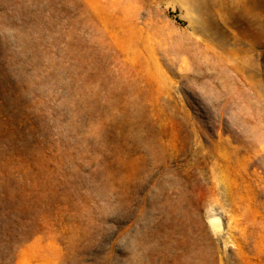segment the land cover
<instances>
[{
	"label": "rangeland",
	"instance_id": "1",
	"mask_svg": "<svg viewBox=\"0 0 264 264\" xmlns=\"http://www.w3.org/2000/svg\"><path fill=\"white\" fill-rule=\"evenodd\" d=\"M0 264H264V0H0Z\"/></svg>",
	"mask_w": 264,
	"mask_h": 264
},
{
	"label": "bare ground",
	"instance_id": "2",
	"mask_svg": "<svg viewBox=\"0 0 264 264\" xmlns=\"http://www.w3.org/2000/svg\"><path fill=\"white\" fill-rule=\"evenodd\" d=\"M207 224L212 230H217L220 227V222L217 218L209 217L207 219Z\"/></svg>",
	"mask_w": 264,
	"mask_h": 264
}]
</instances>
